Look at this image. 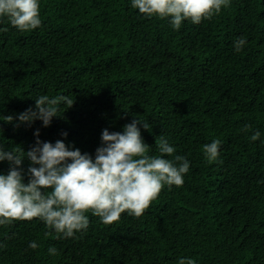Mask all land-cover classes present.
Here are the masks:
<instances>
[{
	"label": "trees",
	"instance_id": "1",
	"mask_svg": "<svg viewBox=\"0 0 264 264\" xmlns=\"http://www.w3.org/2000/svg\"><path fill=\"white\" fill-rule=\"evenodd\" d=\"M131 4L39 0L41 25L29 32L0 18V145L27 152L38 129L41 141L94 157L103 129L122 132L137 118L150 126L141 128L149 155H160L162 135L187 158L183 185H165L140 217L125 212L106 225L88 212L73 238L39 219L0 225V264H264V0H230L179 30ZM61 94L74 105H61L50 126H15L34 99ZM215 139L220 154L209 163L203 146ZM9 168L0 162V174Z\"/></svg>",
	"mask_w": 264,
	"mask_h": 264
},
{
	"label": "clouds",
	"instance_id": "2",
	"mask_svg": "<svg viewBox=\"0 0 264 264\" xmlns=\"http://www.w3.org/2000/svg\"><path fill=\"white\" fill-rule=\"evenodd\" d=\"M131 6L147 18L169 19L171 26L179 30L185 20L192 24L211 20L230 6V0H132ZM39 10V0H0V18H7L20 32L40 27ZM246 42L243 37L237 38L235 50L241 51ZM34 100V108L18 115L16 127H31L37 120L48 127L53 117L59 116L61 105L71 108L75 102L63 94L41 95ZM13 119L9 115L3 120L12 123ZM149 127L147 122L134 118L123 126L122 132L103 129L94 157L70 148L63 140L54 144L41 141L38 129L34 133L35 145L27 152L20 146L6 150L0 145V162L10 165L6 175L0 174V225L39 219L55 231L57 238H73L76 232L88 228V212L106 225L119 221L125 212L142 216L165 185L182 186L190 168L187 158L176 155L175 148L162 135L155 139L160 155H149L150 146L141 135V128L149 131ZM249 129L245 126L244 131ZM61 135L67 137L68 133ZM259 137L260 132L256 131L250 139L256 141ZM220 145L221 141L215 139L203 146L209 163L217 161ZM25 159L30 161L27 183L21 167ZM29 247L35 250L38 245L33 241ZM48 251L50 255L57 254L55 247ZM179 264L196 262L188 258L180 259Z\"/></svg>",
	"mask_w": 264,
	"mask_h": 264
}]
</instances>
